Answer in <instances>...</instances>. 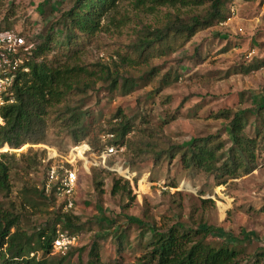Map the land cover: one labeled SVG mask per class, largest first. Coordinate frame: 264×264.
<instances>
[{
	"label": "rangeland",
	"instance_id": "obj_1",
	"mask_svg": "<svg viewBox=\"0 0 264 264\" xmlns=\"http://www.w3.org/2000/svg\"><path fill=\"white\" fill-rule=\"evenodd\" d=\"M73 1L0 0V28L40 34L41 41ZM134 1L121 0L102 18V28L93 36L82 35L70 48L57 45L39 56L54 66L89 70L71 77L85 89L72 91L63 102L88 112L85 141L93 149H101L102 134L116 135L111 129L120 121L132 123L121 154L79 175L75 206L69 213L81 224L76 230L77 247L83 250L80 264L87 260L93 240L103 261L131 264L150 239L149 227L165 230L176 222L197 231L194 241L213 246L245 237L247 241L237 246L241 260L251 262L264 246V159L250 173L220 182L210 174L183 169L178 156L152 162L145 143L186 144L194 137L218 132L227 139L228 119L216 116L219 110L233 113L264 105V0H232L229 7L235 12L227 25L199 30L175 51L147 58L138 57L134 48L139 38L175 17L187 19L201 9H146L136 7ZM61 28L54 26L57 41L62 39ZM250 62L263 65L246 74L235 72ZM97 64L132 77L133 90L128 94L109 90ZM118 111L121 114L116 115ZM72 143L66 129L52 121L44 142L0 148V155L9 154L1 158L9 166L10 181V191L0 194V204L22 214L24 229L32 231L54 217L55 209L45 207L34 191L44 177L42 158L47 149L43 145L63 152ZM71 264H78L76 256Z\"/></svg>",
	"mask_w": 264,
	"mask_h": 264
},
{
	"label": "trees",
	"instance_id": "obj_2",
	"mask_svg": "<svg viewBox=\"0 0 264 264\" xmlns=\"http://www.w3.org/2000/svg\"><path fill=\"white\" fill-rule=\"evenodd\" d=\"M120 1L74 0L71 6L62 12L59 22L50 27L49 33L41 41L40 34L34 36L37 40L35 55L42 57L44 52L51 51L57 45L70 48L82 35L93 36L102 28V18ZM231 2L232 0H135L134 4L138 8L180 6L201 9L187 19L175 17L162 27L144 34L134 46L138 57L145 55L147 58L152 56V53L163 55L175 51L199 30L226 20L231 15ZM56 24H60L61 30H64L59 41L53 38ZM2 29L11 28H0ZM179 39L181 42L176 46L175 43ZM43 59L34 61L30 72L24 74L21 82L15 85V101L0 110L3 119V124H0L1 150L19 148L26 143L44 142L52 121H58L66 129L73 141L72 145L86 142L91 147L90 143L85 141L89 134L85 122L88 112L80 106L63 102L72 91L85 89L84 86H76L71 77L89 70L78 65L54 66ZM97 65L109 90L119 89L122 94L133 90L136 81L132 77H124L107 65ZM262 65L263 62L241 64L235 72L246 74ZM61 86H65V89L60 90ZM117 113L116 115L121 114L119 111ZM215 115L228 119L227 139L222 138L218 132L194 137L186 144L168 142L161 147L159 144L146 142V147H149L146 152L150 153L151 161L158 163L163 158L173 159L178 156L183 169L210 174L220 182L250 173L257 167L258 162L264 159V105L257 104L233 113L219 110ZM131 129L132 123L129 120L120 121L111 129L116 135L107 145H121ZM102 146L100 140V148ZM91 149L95 150L92 147ZM4 156L9 154L5 152L0 155V194L7 195L10 191L9 166L2 160L1 157ZM34 191L41 196L45 207L55 209L54 217L52 221H46L29 231L20 225V212L8 210L0 204V264H71L74 256L80 264L82 247L71 246L64 255H60L52 252V243L59 231L76 234L81 224L75 216L63 212L61 207L56 205L53 195L46 199L38 188ZM25 201L28 205L36 206L31 199ZM148 229L151 232L150 239L144 251L136 256L131 264H264V246L254 253L251 262L241 260V249L237 245L246 242L245 237L236 238L232 242L223 241L213 246L203 240L194 241L193 237L197 231L181 222H176L165 230L154 226ZM118 243L119 250L122 243L120 240ZM83 264L120 263L116 260L103 261L97 240H93L87 252V260Z\"/></svg>",
	"mask_w": 264,
	"mask_h": 264
},
{
	"label": "built area",
	"instance_id": "obj_3",
	"mask_svg": "<svg viewBox=\"0 0 264 264\" xmlns=\"http://www.w3.org/2000/svg\"><path fill=\"white\" fill-rule=\"evenodd\" d=\"M230 11L231 15L219 25L224 26L231 21L235 9L232 7ZM34 36L13 28L0 30V110L15 101V85L21 82L22 76L29 73L31 65L39 59L35 55L37 40ZM0 124H3L1 114ZM113 138V133L102 134L100 139L103 146L97 150H92L86 142L73 144L63 152L43 145L47 149L46 156L42 158L45 172L38 186L43 197L49 199L53 195L56 205L63 212L71 211L75 206L79 175L89 167L105 166L124 151L119 144L107 145ZM77 241V234L59 231L53 240L52 252L64 255L71 246L77 245Z\"/></svg>",
	"mask_w": 264,
	"mask_h": 264
},
{
	"label": "water",
	"instance_id": "obj_4",
	"mask_svg": "<svg viewBox=\"0 0 264 264\" xmlns=\"http://www.w3.org/2000/svg\"><path fill=\"white\" fill-rule=\"evenodd\" d=\"M9 148V147H8ZM10 149V148H9Z\"/></svg>",
	"mask_w": 264,
	"mask_h": 264
}]
</instances>
